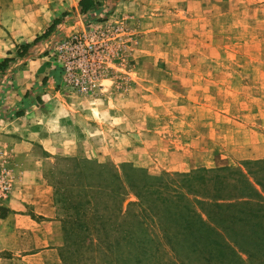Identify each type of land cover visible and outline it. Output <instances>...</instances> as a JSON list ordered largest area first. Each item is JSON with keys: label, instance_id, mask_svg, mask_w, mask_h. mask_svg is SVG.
<instances>
[{"label": "rangeland", "instance_id": "1", "mask_svg": "<svg viewBox=\"0 0 264 264\" xmlns=\"http://www.w3.org/2000/svg\"><path fill=\"white\" fill-rule=\"evenodd\" d=\"M79 2L0 0V101L24 93L9 91L15 58L44 60L46 125L66 149L40 163L52 199L28 205L27 219L3 204L18 164L0 162L12 182L0 198V264H147L117 244L112 186L142 172H256L247 162L264 159V0H96L86 12ZM195 180L198 195L180 191L199 205L214 184Z\"/></svg>", "mask_w": 264, "mask_h": 264}, {"label": "trees", "instance_id": "2", "mask_svg": "<svg viewBox=\"0 0 264 264\" xmlns=\"http://www.w3.org/2000/svg\"><path fill=\"white\" fill-rule=\"evenodd\" d=\"M79 4L86 12L96 0H80ZM57 22L59 18L45 34ZM30 45H20L19 53ZM8 59L0 61V69ZM247 164L258 170L219 167L165 176L142 172L143 182L112 186L106 208L113 216L109 224L120 230L117 244L129 246L130 256L137 255L134 246L141 255L136 256V262L147 264H264V159ZM227 172L236 179L226 181L232 179ZM177 177L181 180L176 181ZM195 179L202 184L213 180L214 184V192L201 186L206 198L196 197L199 205L192 204L180 191L185 186L193 191L194 183H198ZM222 189L237 192L224 194ZM131 194L137 199L130 200L125 208L124 202Z\"/></svg>", "mask_w": 264, "mask_h": 264}, {"label": "crops", "instance_id": "3", "mask_svg": "<svg viewBox=\"0 0 264 264\" xmlns=\"http://www.w3.org/2000/svg\"><path fill=\"white\" fill-rule=\"evenodd\" d=\"M18 47H14L13 53L6 54V57H16ZM19 55L25 56L26 53ZM26 56L24 60L15 58L17 63L8 74L14 80V90L9 91L16 93L22 88L24 93L19 97L5 99L4 102L0 101V162L18 164L16 186L3 204L9 214L23 219L30 217L23 212L28 205L51 203L52 190L42 178L40 163L45 162L52 154L66 152L64 143L56 141L46 125L49 114L44 109L47 102L44 101L45 94L42 93L48 90L45 84L46 77L51 72L50 65L46 62L41 64L40 61L44 60L31 57L32 53ZM41 86L44 89L39 91ZM8 104L12 105L11 108ZM8 219L9 217L5 219L6 222ZM41 253L39 251L27 256L37 257Z\"/></svg>", "mask_w": 264, "mask_h": 264}, {"label": "built area", "instance_id": "4", "mask_svg": "<svg viewBox=\"0 0 264 264\" xmlns=\"http://www.w3.org/2000/svg\"><path fill=\"white\" fill-rule=\"evenodd\" d=\"M11 179L7 175L0 176V198L7 197L11 190Z\"/></svg>", "mask_w": 264, "mask_h": 264}]
</instances>
